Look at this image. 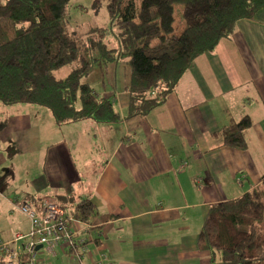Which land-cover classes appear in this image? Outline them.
Returning <instances> with one entry per match:
<instances>
[{"label": "crops", "instance_id": "crops-1", "mask_svg": "<svg viewBox=\"0 0 264 264\" xmlns=\"http://www.w3.org/2000/svg\"><path fill=\"white\" fill-rule=\"evenodd\" d=\"M120 63L96 66L104 94L89 85L111 102L115 123L57 124L45 107L0 103V240L28 230L16 203L48 199L71 212L88 202L92 217L73 230L90 252H106V264H209L197 240L210 207L264 177V7L196 58L144 117L128 113L130 70ZM232 124L242 149L225 143ZM51 251L40 249L38 264H77Z\"/></svg>", "mask_w": 264, "mask_h": 264}, {"label": "trees", "instance_id": "trees-1", "mask_svg": "<svg viewBox=\"0 0 264 264\" xmlns=\"http://www.w3.org/2000/svg\"><path fill=\"white\" fill-rule=\"evenodd\" d=\"M68 1L0 0V103L45 107L57 124L115 123L111 102L81 79L97 65L123 59L130 70L128 113L146 116L194 59L264 7V0H183L176 22L174 0H110L107 12L118 48L109 49L103 42L108 31L99 29L90 51L64 31ZM64 67L66 76L56 78ZM222 134L227 145L243 148L233 124ZM70 213L87 222L94 207L82 202ZM197 241L209 252V264H264V177L250 192L210 207Z\"/></svg>", "mask_w": 264, "mask_h": 264}, {"label": "built area", "instance_id": "built-area-1", "mask_svg": "<svg viewBox=\"0 0 264 264\" xmlns=\"http://www.w3.org/2000/svg\"><path fill=\"white\" fill-rule=\"evenodd\" d=\"M16 208L27 218L29 227L25 233H15L13 240H0V254L4 255L1 260L5 264H37L38 246L49 253L54 247H59L61 251L68 249L66 252L73 259L90 256V251L81 241H76L75 232L70 229L68 223L73 225L77 220L71 213H66L48 199L36 204L25 201L16 203ZM95 255L83 264H106V252Z\"/></svg>", "mask_w": 264, "mask_h": 264}, {"label": "rangeland", "instance_id": "rangeland-1", "mask_svg": "<svg viewBox=\"0 0 264 264\" xmlns=\"http://www.w3.org/2000/svg\"><path fill=\"white\" fill-rule=\"evenodd\" d=\"M110 0H69L66 6V14L63 20V27L65 33L76 43L93 51L94 44L96 41V34L93 32L99 29L107 30L108 33L105 35L103 42L109 49H117L118 42L115 39V29L110 28L109 24V14L107 12V5ZM175 12L174 17L176 22L179 20L180 9L183 0H174ZM126 60H121V65L124 64ZM118 68L122 71L121 66ZM68 67L59 69L54 73L56 78H62L68 73ZM97 67L90 70L88 75L81 79L82 82L89 84L97 93L99 91L105 93V89L102 88L101 83L103 82V77L97 75ZM117 71L116 85L119 86V80L122 84L123 71ZM120 72V75H119ZM106 80V78H105ZM66 213H70V210L65 209ZM39 254V253H38Z\"/></svg>", "mask_w": 264, "mask_h": 264}, {"label": "bare ground", "instance_id": "bare-ground-1", "mask_svg": "<svg viewBox=\"0 0 264 264\" xmlns=\"http://www.w3.org/2000/svg\"><path fill=\"white\" fill-rule=\"evenodd\" d=\"M229 37H227V38H222V39H220L219 40V42L221 41V40H223V39H228ZM218 42V43H219ZM218 43H217V45H218ZM216 45V46H217ZM216 46L214 47V49L211 51V52H213L214 50H215V48H216ZM211 52H207V53H211ZM204 54H206V53H204ZM203 55V54H202ZM201 56V55H200ZM200 56H198V57H200ZM197 57V58H198ZM195 60V59H194ZM155 91H157V90H153V91H151V93L152 94H154L155 93ZM194 184H196V185H203V183L201 182V179L198 177V178H196L194 181ZM70 226H71V228L70 229H73V226H72V224L71 223H68ZM14 235H15V233L13 234V236L11 237V239L10 240H13L14 239ZM101 252H105L104 250H102V249H99V250H97V251H95V252H90V255H91V257H94V256H96L95 254H98V253H101ZM76 260V262H77V264H83L84 263V260L83 259H75Z\"/></svg>", "mask_w": 264, "mask_h": 264}, {"label": "water", "instance_id": "water-1", "mask_svg": "<svg viewBox=\"0 0 264 264\" xmlns=\"http://www.w3.org/2000/svg\"><path fill=\"white\" fill-rule=\"evenodd\" d=\"M41 247L40 246H38L37 248H36V250H39Z\"/></svg>", "mask_w": 264, "mask_h": 264}, {"label": "clouds", "instance_id": "clouds-1", "mask_svg": "<svg viewBox=\"0 0 264 264\" xmlns=\"http://www.w3.org/2000/svg\"><path fill=\"white\" fill-rule=\"evenodd\" d=\"M40 249H41V248H40ZM40 249H39V250H40Z\"/></svg>", "mask_w": 264, "mask_h": 264}]
</instances>
